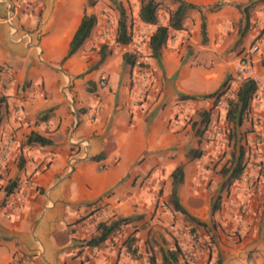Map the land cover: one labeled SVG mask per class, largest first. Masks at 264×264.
Wrapping results in <instances>:
<instances>
[{
  "label": "crops",
  "instance_id": "0c3cea01",
  "mask_svg": "<svg viewBox=\"0 0 264 264\" xmlns=\"http://www.w3.org/2000/svg\"><path fill=\"white\" fill-rule=\"evenodd\" d=\"M185 1L222 4L207 14V42L201 15L191 13L160 61L149 54L131 66L124 55L134 47L117 43L116 27L103 17L66 59L88 0H0V155L12 139L0 171V264H192L184 217L170 201L181 165L180 203L209 231L202 230L209 245H201L194 264H264V174L258 181L260 169L248 166L220 212L225 178L212 162L220 155L211 149L191 160L192 128L178 129L188 103L211 102L184 97L215 93L233 72L231 62H224L222 79L218 70L238 40L236 5L251 0ZM254 12L252 19H264L262 7ZM252 60L264 88V47ZM142 62L149 68L140 70ZM144 74L149 90L141 101ZM252 114L264 115V100L253 103ZM33 134L51 143L29 145ZM119 219L130 223L101 246H88L101 224ZM177 250L173 263L169 255Z\"/></svg>",
  "mask_w": 264,
  "mask_h": 264
},
{
  "label": "rangeland",
  "instance_id": "374dc122",
  "mask_svg": "<svg viewBox=\"0 0 264 264\" xmlns=\"http://www.w3.org/2000/svg\"><path fill=\"white\" fill-rule=\"evenodd\" d=\"M116 1L118 3H122L127 9L128 24L132 32L131 45L134 47V49H132L131 52L129 53L133 54L136 60H139L141 57L145 55L146 56H148L149 54L151 55V50L149 48V41L151 36L157 29V26L144 24L140 20L139 15L143 0H125V2H119L118 0ZM156 1L161 4L159 11V25L166 26L169 23L170 12L177 9L178 3L175 0H156ZM249 4H252L251 19L255 14L254 12L255 10H257L260 7L264 9V1L261 2L260 0H251ZM93 7L98 14V15L94 14L98 17V23L100 21V17H103L102 19H104L103 20L104 22L105 19H107L108 28L110 30L113 31L112 28L116 27L118 31L120 12L118 10V5L113 0H109V1L88 0L87 3L88 14H93L92 11ZM236 9L238 13L237 14L238 20L236 19V23H234V29L239 30L238 40L232 46L225 49V51L223 52L225 58H223L222 66L218 70L220 75L219 77L222 79L224 77L223 76L224 75L223 69L225 67L223 66L224 62L232 63L233 72H231V69H228L225 72V78L222 84V86L224 84L226 85L225 90L227 92L220 101H217L216 99H211L210 104L205 107L195 106L194 102L188 103V105H186V118L182 123H178V129H180V132H184L188 128H192V133L195 136V140L190 143L192 146L191 148L192 150L199 151L201 153V157L205 152L211 149L217 151V153L220 156L219 158L214 159L212 162L213 163L217 162L218 164H221V171H223L224 169L226 170L228 168L229 169L232 168V166H234L236 162V159L239 157L241 150L244 149L245 154H244L243 164L245 165V172L243 176L247 174L246 170L248 166L258 167L260 169L259 170L260 172L258 173L256 178L259 181L260 176L264 174V115L253 117L252 107H251L247 120L245 121L244 125L238 130V132H236L237 136H235L236 133H234L230 129L226 119V115H227L228 101L236 97V93L238 89L245 80V78H243L237 71L238 62L241 59V57L244 55L246 50L247 49L249 50V47H251V45L254 42H256L259 37L260 38L264 37V19H261L256 16L255 20L252 19L249 30L245 31L247 29V24L243 19V15L241 14V11H239L237 7ZM191 13L192 15L200 14L198 11H190L188 13L187 18L191 20L194 19L193 16H191ZM176 32L178 31L172 32L171 39L169 43L166 45V47L169 46L172 42H175L174 40L177 36ZM250 32L252 34L251 37H249ZM257 35L259 36L256 37ZM202 43L203 44L206 43L204 42L203 37H202ZM189 47L192 50H194L192 46ZM102 62L103 60L101 59L100 63ZM138 67L141 68L140 70H145L149 68V66H147L144 62H142L141 66ZM143 76H146L143 78L145 82L147 78V85L144 84L145 82L141 83L142 86L140 88H142V93H143V95L140 98L141 101L145 100L146 95L148 94V90H149L148 80H150L149 76L145 74ZM100 82L102 87L105 88L104 85H106V83L103 80H101ZM103 83L105 84L103 85ZM89 89L93 91V87L91 85H89ZM197 100H207V99L200 97V99ZM262 100H264L263 79L261 81V84L258 86V91L253 98L252 105L253 103H262ZM211 109L216 111V116H213V118H211V114H209V111L211 112ZM197 117H199L198 120L195 119ZM206 118H209L208 123L205 121ZM255 125L260 127V130H258V128H256ZM227 189L228 188H223L221 195H219L216 201V205H218V208H220L219 210L220 212H222L225 208L223 204L224 202L223 199L224 196L227 194ZM158 190L161 191L160 189ZM229 192L231 193V190ZM243 206H239L236 209V211H239L242 214V217L245 218L247 210L245 212ZM184 220H185L184 222L185 224L181 228H184V230L187 229L189 237L194 233H196L197 235L198 233L197 231H201V234L198 233L199 236L200 235L202 236L203 234L202 230H204V232L206 233L209 232L207 228L208 226L205 227V224H203L204 226L203 225L197 226V224H190V222H188L185 219V217ZM249 224H250L249 222L245 221L247 232L251 227L249 226ZM205 243H202V245H207V244L209 245V241L208 242L205 241Z\"/></svg>",
  "mask_w": 264,
  "mask_h": 264
},
{
  "label": "trees",
  "instance_id": "16d2710c",
  "mask_svg": "<svg viewBox=\"0 0 264 264\" xmlns=\"http://www.w3.org/2000/svg\"><path fill=\"white\" fill-rule=\"evenodd\" d=\"M118 5V10L120 12V19L118 22V36L117 43L120 45L126 46L130 45L132 42V32L130 30L128 24V13L127 9L122 3H118L116 0H113ZM178 3L177 9L170 12L169 23L166 26L159 25V11H160V3L156 0H143L141 9H140V20L147 25L157 26V29L153 33L149 41V48L151 50V56L160 61L162 57L163 49L169 43L171 39L172 32L181 31L184 29L185 19L188 16L190 11H198L201 15L202 19V37L204 42H207V24L206 17L208 13L218 11L222 4H216L211 7H200L196 6L192 3H189L185 0H175ZM261 2L264 0H260ZM236 7L241 11L243 15V19L247 24L248 31L251 26V11L252 4H238ZM98 24V17L94 14L86 13L83 21L76 32L73 41L70 46L69 54L66 59L71 58L79 50L85 45L87 40L91 37L93 30ZM102 60H104V55L102 56ZM136 58L133 54L126 53L124 55V63L126 65L134 66L136 64ZM226 85L224 84L218 91L213 94L203 96L206 99H216L220 101L226 94L225 90ZM258 91V85L252 79H245L241 84L240 88L236 93V97L234 99H230L228 101L227 115L226 119L229 124L230 129L236 133L238 130L244 125L245 121L248 118V114L252 107V101L255 94ZM185 99H193L197 100L196 96H186ZM3 100V99H1ZM0 100V101H1ZM2 102V101H1ZM207 123L209 122V118L205 120ZM237 136V133L235 134ZM51 143L50 140L39 136L38 134H33L30 136L28 140V144H40V145H49ZM244 149L241 150L239 157L236 159V162L232 168L224 169L222 171V176L225 178V182L223 184V188H229L236 181L240 180L245 172V165L243 164L244 160ZM236 156V155H234ZM191 160H196L201 157V153L197 150H192L188 156ZM105 158V154H101L100 156L94 157L92 160L95 162H99ZM185 178L184 165H181L176 169L173 173L174 185L173 191L171 195V204L173 205L175 211L184 215L185 219L190 222V224H197V226H202L203 223L198 219L191 216L185 208L180 203L179 195H178V187L183 183ZM215 209L218 208V205H215ZM130 223L128 219H119L117 221H113L112 223H103L98 227L99 234L97 236L92 237L87 241L88 246L90 247H99L108 240H111L113 235L117 232L118 229L122 225H126ZM204 226V225H203ZM136 242V239L130 237L128 240V244L133 247ZM180 249V248H179ZM180 254V250L174 251L170 253L169 256L172 257L173 263L177 262V257Z\"/></svg>",
  "mask_w": 264,
  "mask_h": 264
},
{
  "label": "built area",
  "instance_id": "2783aa9c",
  "mask_svg": "<svg viewBox=\"0 0 264 264\" xmlns=\"http://www.w3.org/2000/svg\"><path fill=\"white\" fill-rule=\"evenodd\" d=\"M263 47H264V37L261 38L257 44L252 45L249 48V50H246L244 55L239 60L238 66H237V71L243 78L254 80L258 86L261 84L262 79L257 74V72L255 71V69L253 67L252 57H253V55L259 53V51ZM104 84L105 83H103V85ZM11 144H12V139L9 138L7 144L5 145L3 151L0 155V171H1V168L3 167L4 163L6 162V159L8 156V150H9V147L11 146ZM1 175L2 174L0 173V177H1ZM189 240H190V246L187 249V254H189V257L191 258V263L194 264L197 254L201 251L202 239L198 233H197V235H196V233H194V234L190 235Z\"/></svg>",
  "mask_w": 264,
  "mask_h": 264
}]
</instances>
